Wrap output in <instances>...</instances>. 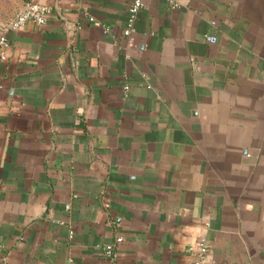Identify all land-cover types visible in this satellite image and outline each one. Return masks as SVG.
Masks as SVG:
<instances>
[{"label":"crops","instance_id":"crops-1","mask_svg":"<svg viewBox=\"0 0 264 264\" xmlns=\"http://www.w3.org/2000/svg\"><path fill=\"white\" fill-rule=\"evenodd\" d=\"M39 1L0 57V264H264V0H144L130 33L132 0Z\"/></svg>","mask_w":264,"mask_h":264},{"label":"built area","instance_id":"built-area-1","mask_svg":"<svg viewBox=\"0 0 264 264\" xmlns=\"http://www.w3.org/2000/svg\"><path fill=\"white\" fill-rule=\"evenodd\" d=\"M173 6H180V0H168ZM144 0H132L129 6V18L128 25L125 28L127 33H130L133 29V23L138 16L139 11L144 6ZM51 9L48 4L42 3L39 0H28L20 9H18L14 17L0 32V57L6 58V48L9 45V40L6 31L10 28L21 27L29 21L34 22L37 25H44L48 22ZM93 17H91L92 19ZM2 84L0 83V87ZM128 88V86H126ZM124 239L123 235H117L115 240L108 243L103 247L105 255L112 259L117 258V243ZM188 250L196 255L195 264H208L210 250L208 243L205 239H199L196 243H192L188 246Z\"/></svg>","mask_w":264,"mask_h":264}]
</instances>
